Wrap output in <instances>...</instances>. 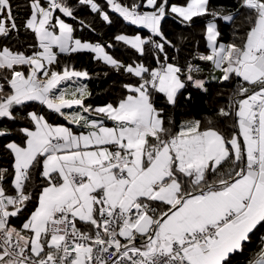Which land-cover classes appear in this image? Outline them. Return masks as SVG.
<instances>
[{"label": "snow or ice", "instance_id": "snow-or-ice-1", "mask_svg": "<svg viewBox=\"0 0 264 264\" xmlns=\"http://www.w3.org/2000/svg\"><path fill=\"white\" fill-rule=\"evenodd\" d=\"M79 3L110 22L94 0ZM107 3L125 21L164 41H145L139 35L115 37L141 53L148 42L164 51L169 42L161 21L169 14L182 22L220 15L210 12L209 0H185L182 5L170 0H139L130 6L115 0ZM11 7V0H0V36L17 28ZM240 9L247 10L248 23L240 43H219L217 24L208 22L210 53L198 57L211 62L222 73L221 80L234 75L244 82L236 92L242 98L232 105L238 131L226 138L211 120L206 128L199 120L186 121L175 132L165 127L150 88L175 104L178 91L185 87L181 68L168 63L167 56L151 71L143 65L125 67L100 44L73 39V27L55 15L58 10L73 17L72 8L62 0H46V6L42 0H32L25 28L34 33L41 51L26 55L0 48V70L10 73L6 79L11 88L0 95V117L14 118L13 107L26 101H39L61 115V109L73 105L89 113L84 106L86 87H77L71 99L64 91L53 97L61 82L88 75L68 67L62 73L46 68L57 61L54 47L60 53H95V59L123 68L142 82L125 85L131 94L117 105L94 109L97 116L112 121V127L77 113L66 118L89 131L74 134L28 113L35 130L21 129L25 146L6 145L14 157L15 194L0 187V264H230V254L264 227V0H239L236 12ZM222 19L233 21L234 16L229 12ZM22 65L28 66L27 74L16 69ZM194 70L199 71L189 65V81ZM194 86L203 88L204 82L194 80ZM219 115L227 117L230 112L221 108ZM41 164L46 186L28 219L14 227L10 218L33 198L26 191L30 169ZM225 165L228 170L221 172ZM2 171L6 170H0V179ZM78 221L91 230L82 231ZM260 239L257 258L249 264H264V236Z\"/></svg>", "mask_w": 264, "mask_h": 264}, {"label": "trees", "instance_id": "trees-1", "mask_svg": "<svg viewBox=\"0 0 264 264\" xmlns=\"http://www.w3.org/2000/svg\"><path fill=\"white\" fill-rule=\"evenodd\" d=\"M118 1L124 6H130L133 2L139 3V0ZM171 1L178 4L185 3V0ZM62 2L72 8L73 17L65 19L72 25L74 35L81 40L101 44L113 59L125 67L141 64L151 71L157 68L158 62L161 66L164 63L165 56H167V62L181 68L180 75L184 78L189 65L203 62L198 57L207 51L204 34L207 20L216 18L217 28L221 33L218 41L222 43H229L234 40L236 43H240V37L248 27L245 19L247 10L240 9L239 13L236 12V9L239 8V0H224V8L219 13L228 14L231 12L234 16L233 21L224 22L219 17L207 14L202 17H193L191 22H182L174 14H169L161 21L163 36L169 42L164 44V51L161 52L158 48L153 47L152 42H148L143 46V53H138L132 47L116 40L115 37L120 34H139L145 41H154L155 43H164V41L150 31L127 23L118 14L111 12L107 0H94V2L109 16L110 22L104 21L97 12L91 10L89 5L80 4L79 0H62ZM31 3L32 0H11V11L17 28L11 30L7 36H0V48L8 47L10 50L23 52L26 55H31L37 51V41L34 33L25 28L26 20L31 11ZM10 24L11 22L8 21L7 25L9 27ZM66 67L88 73L87 88L89 95L85 102L89 105H100L107 102L115 105L129 93L125 85L138 86L142 82L140 77L124 71L123 68L117 69L101 60L95 59L90 52L57 54L56 63L47 68L63 72ZM16 69L24 68L16 66ZM144 75L147 77L148 74ZM9 76L10 73L7 70H0V95L11 91L6 79ZM243 83L234 75L227 81H208L205 83L204 89L197 88L185 81V87L177 93L175 104H168L162 93H155L151 88L150 91L153 93V105L160 110L165 127L170 128L173 132L177 131L180 124L184 121L199 120L201 121V127L206 128L209 126L208 121L211 120V126L220 131L226 138H229L234 131L238 130V128L234 127L237 119L235 118V109L232 105L242 98L236 95V92ZM244 86L251 88L248 85ZM221 108L229 111L230 115L227 117L220 116L219 111ZM31 111L41 113L51 122L62 121L60 116L46 110L35 102L15 105L12 109L14 117L12 119L0 118V132H4V135H0V170H6L2 171L3 179H0V184L7 194H13L15 190L12 186L14 174L13 156L6 145L9 142H14L21 146L25 144L26 137L21 132V129L33 128L28 116ZM41 167V165H37L30 169L31 176L26 183V191L32 193L33 198L26 202V205L15 218L14 222L17 226L21 225L34 209L39 191L46 184L45 179L40 175V172H42ZM226 167L228 168V165H225L220 171L225 170ZM212 177L215 178L216 176ZM262 236H264V227H258L251 234V239L244 243L243 248L230 255V264H249L250 260L255 259L262 246L260 239Z\"/></svg>", "mask_w": 264, "mask_h": 264}, {"label": "crops", "instance_id": "crops-1", "mask_svg": "<svg viewBox=\"0 0 264 264\" xmlns=\"http://www.w3.org/2000/svg\"><path fill=\"white\" fill-rule=\"evenodd\" d=\"M42 3H44L45 4V6H46V0H42ZM108 6H109V10L111 11V12H114V13H116V14H118L119 16H120V14L119 13H117V12H115L113 9H112V7L108 4ZM209 8L211 9V10H215V11H217V12H221L222 11V9L224 8V0H209ZM30 14H31V11H30ZM30 14H29V16H28V18L30 17ZM55 15H60V17H62L65 21H66V19L65 18H70V17H65V16H63V14L62 13H60L58 10H57V12L55 13ZM223 15H226V13H224V14H221L220 13V15H218V16H216V17H219L220 18V20H222V21H224L223 19H222V16ZM121 17V16H120ZM27 18V19H28ZM123 18V17H122ZM179 18V17H178ZM181 19V18H180ZM27 21V20H26ZM8 22V21H7ZM6 22V23H7ZM67 22V21H66ZM127 23H130V22H128V21H126ZM224 22H227V21H224ZM68 23V22H67ZM70 24V23H69ZM131 24V23H130ZM71 25V24H70ZM72 26V25H71ZM135 26H137V27H140V28H143L142 26H139V25H135ZM143 29H145V30H148V29H146V28H143ZM149 31V30H148ZM74 32V31H73ZM120 35H125V34H120ZM137 35H139V34H136V35H126V36H128V37H134V36H137ZM140 36V35H139ZM141 37V36H140ZM142 38V37H141ZM73 39H80L79 37H77L76 35H74V33H73ZM143 39V38H142ZM81 40V39H80ZM145 40V39H144ZM82 42H88V43H91V44H98V43H92V42H90V41H88V40H81ZM120 42H122V43H124L123 41H120ZM205 42H206V47H207V51L205 52V53H202V54H205V55H207V54H209L210 53V49L208 48V45H207V41H206V38H205ZM219 42V41H218ZM219 43H222V42H219ZM125 44V43H124ZM101 45V44H100ZM127 45V44H126ZM102 46V45H101ZM129 47H131L130 45H128ZM103 47V46H102ZM104 48V47H103ZM105 49V48H104ZM134 49V48H133ZM136 50V49H135ZM37 51H41V49H39V47H38V42H37ZM53 51L54 52H56V54H60V52H59V49L58 48H55L54 47V49H53ZM137 51V50H136ZM84 52H88V51H84ZM105 52H106V50H105ZM138 52V51H137ZM69 53V52H68ZM90 53H92V52H90ZM108 55H110L108 52H106ZM138 53H141V52H138ZM32 55V54H31ZM92 55H93V57H95V53H92ZM102 61V60H101ZM103 62V61H102ZM106 64V63H105ZM107 65H109V64H107ZM193 66V68L195 69V68H198L199 69V71H192V73H191V75L193 76V81H189L188 79H187V75H188V70H187V72H186V76H185V81H188L189 83H191L193 86H194V80H201V81H203L204 82V86H205V83L206 82H208V81H218V80H221L220 79V77H221V75H222V73L217 69V72L216 73H212L211 71H212V69H213V65H212V63L211 62H209V61H203V62H201V63H197L196 65H192ZM17 67H21V68H24V69H17V70H19V71H23V72H25V74H27V71H28V66H26V65H22V66H17ZM48 67V65H46V68ZM76 71V70H75ZM58 73H62V72H58ZM181 76V75H180ZM215 77V78H217L216 80H212V79H210L211 77ZM38 77L41 79V80H43V79H46L43 75H42V73H38ZM182 77V76H181ZM88 79H89V76L87 75L86 77H83V78H76V77H73L71 80H66V81H63V82H61L58 86H57V88L56 89H53V93H52V95H53V97L55 96V95H59V93L61 92V91H64L65 93H66V99H71L72 97H71V95H70V93L71 92H73V91H75V89L77 88V87H81V86H83V87H86V89H87V92H88V88H87V82H88ZM200 89H204V87L203 88H200ZM129 94H131V93H128L127 95H129ZM126 95V96H127ZM125 96V97H126ZM124 97V98H125ZM87 98V96L85 97V99ZM85 99H84V106L85 107H89V109H90V111H89V113H84L83 112V109L81 108V106H79V105H73V106H71L70 108H63V109H61V112L62 113H64V115H61L60 113H57V112H55V111H53V110H51V109H49L46 105H44V104H41L39 101H26V102H24V103H27V102H35V103H37V104H39L41 107H43V108H45L46 110H48V111H50V112H52V113H54V114H56V115H58V116H60V118H61V120L62 121H59V122H51V121H49V120H47L41 113H39V112H37V111H31L30 113H35V114H37V115H39V116H43L44 118H45V120L49 123V124H52L53 126H57V125H60V126H64V127H68V128H70L73 132H74V134H79V133H81V132H83V133H87L88 131H89V129H87V128H84L83 126H82V124L81 125H77V124H75V123H70V121H69V119L68 118H66V117H72L73 115H75V114H80V115H82V116H86L88 119H93V120H102L103 121V123H104V125L105 126H107V127H112L113 126V122L112 121H110V120H107L106 118H104V117H102V116H97L96 115V113L94 112V109H96V108H98V107H103V106H106L107 104H112V103H110V102H107V103H104V104H100V105H89V104H87L86 102H85ZM23 103V104H24ZM118 103H119V101H118ZM117 103V104H118ZM117 104H115V105H117ZM114 105V104H113ZM114 105V106H115ZM234 114H235V112H234ZM0 118H2V117H0ZM6 118H8V117H6ZM235 118L237 119V117L235 116ZM31 120V119H30ZM188 121H191V120H188ZM184 122H186V121H184ZM184 122H182L181 124H180V126L184 123ZM33 124V123H32ZM180 126H179V128H180ZM30 130H35V126H34V124H33V128L32 129H30ZM238 131V130H237ZM231 137V135L229 136V138ZM26 140V139H25ZM9 143H14V142H9ZM8 143V144H9ZM23 146H25V144L23 145ZM9 150V149H8ZM10 151V150H9ZM11 152V151H10ZM13 156V155H12ZM13 165H14V157H13ZM41 166H42V164H41ZM226 170H228V168L226 167L225 168V170H221V172H224V171H226ZM13 171H14V174H13V179H14V175H15V169H14V167H13ZM41 171H42V167H41ZM211 178H213L212 176L211 177H209V179H211ZM215 178H217V177H215ZM215 178H213V179H215ZM13 179H12V181H13ZM47 183V182H46ZM45 186H46V184H45ZM0 187H1V184H0ZM7 194V193H6ZM39 195V194H38ZM37 203H38V197H37V202H36V205H37ZM35 205V206H36ZM153 207H156V205L155 204H153ZM10 210H11V208H10ZM35 210V207H34V209L32 210V211H34ZM32 211H31V213H32ZM157 211H159V208L157 209ZM31 213L28 215V217L31 215ZM17 217V216H16ZM16 217H12V218H10V223H11V225L12 226H14V227H17V228H20L21 226H22V224L28 219V217H27V219L26 220H24L22 223H21V225H19V226H17L16 225V223L14 222V220H15V218ZM77 226L82 230V231H90L91 230V226L90 225H86V224H84L83 222H77ZM121 240H123V238H121ZM247 242V241H246ZM246 242H244V243H246ZM240 251V250H239ZM238 252V251H237ZM231 255V254H230ZM257 258V257H256Z\"/></svg>", "mask_w": 264, "mask_h": 264}, {"label": "rangeland", "instance_id": "rangeland-1", "mask_svg": "<svg viewBox=\"0 0 264 264\" xmlns=\"http://www.w3.org/2000/svg\"><path fill=\"white\" fill-rule=\"evenodd\" d=\"M170 3H176V2H174V1H171ZM178 4V3H177ZM182 5V4H181ZM211 10V9H210ZM58 16H60V15H58ZM61 19H63L62 17H60ZM64 20V19H63ZM65 21V20H64ZM66 22V21H65ZM208 22H212V23H216L217 24V20H216V18H211V19H209V20H207V22H206V24H205V32H204V34H205V38H206V26H207V23ZM67 23V22H66ZM69 24V23H68ZM70 25V24H69ZM57 34H59L58 33V30H57ZM207 41V40H206ZM160 43V42H159ZM169 63V62H168ZM136 65H141V64H135V65H129V66H132V67H135ZM212 73H216L217 72V69L215 68V67H213V69H212V71H211ZM180 75V74H179ZM182 78V81L185 83V79H184V77H181ZM210 79H212V80H216L217 78H215V77H211ZM129 85H131V86H133V87H136V85H132V84H129Z\"/></svg>", "mask_w": 264, "mask_h": 264}, {"label": "built area", "instance_id": "built-area-1", "mask_svg": "<svg viewBox=\"0 0 264 264\" xmlns=\"http://www.w3.org/2000/svg\"><path fill=\"white\" fill-rule=\"evenodd\" d=\"M115 2L116 3H119V1L118 0H115ZM160 67V64H159V62L157 63V68H159ZM15 193H13V194H9V195H14ZM27 251V250H26ZM29 255H30V253H29Z\"/></svg>", "mask_w": 264, "mask_h": 264}]
</instances>
